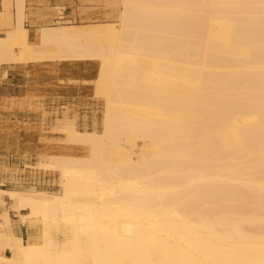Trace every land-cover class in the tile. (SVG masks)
<instances>
[{
  "label": "bare ground",
  "instance_id": "1",
  "mask_svg": "<svg viewBox=\"0 0 264 264\" xmlns=\"http://www.w3.org/2000/svg\"><path fill=\"white\" fill-rule=\"evenodd\" d=\"M106 1L33 41L28 0H0V66L97 60L103 101L54 121L83 150L37 162L57 191L0 185V264H264V0Z\"/></svg>",
  "mask_w": 264,
  "mask_h": 264
},
{
  "label": "rangeland",
  "instance_id": "2",
  "mask_svg": "<svg viewBox=\"0 0 264 264\" xmlns=\"http://www.w3.org/2000/svg\"><path fill=\"white\" fill-rule=\"evenodd\" d=\"M74 22H101L114 18L117 10L106 0H72L56 3ZM53 23V19L48 22ZM30 27V21H27ZM39 27V26H37ZM37 28L30 27V39L36 41ZM98 61H65L0 66V185L4 188H28L57 191L59 175L40 169L37 162L48 153L83 154L62 141L54 121L64 106L77 115L81 127L99 125L103 101L93 86ZM3 183V184H1ZM4 206L1 209L7 208ZM13 227L24 223V238L40 234V225L32 224L9 209ZM15 214V215H14ZM18 218L17 221L13 220ZM15 228V227H14ZM16 232V231H15Z\"/></svg>",
  "mask_w": 264,
  "mask_h": 264
},
{
  "label": "crops",
  "instance_id": "3",
  "mask_svg": "<svg viewBox=\"0 0 264 264\" xmlns=\"http://www.w3.org/2000/svg\"><path fill=\"white\" fill-rule=\"evenodd\" d=\"M71 1L72 0H28L29 10L32 12L28 18L31 24L30 27L38 28L37 26L50 22L57 16L55 15V11L53 9L56 3L70 4ZM13 220L17 221V216ZM14 227V231H16L15 233L23 237L24 233H27V228L24 223L15 224ZM6 253H8V251H6Z\"/></svg>",
  "mask_w": 264,
  "mask_h": 264
}]
</instances>
